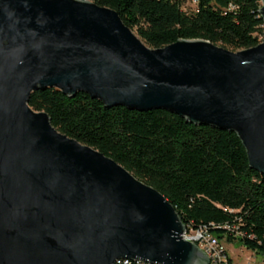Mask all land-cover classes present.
<instances>
[{
    "label": "water",
    "instance_id": "1",
    "mask_svg": "<svg viewBox=\"0 0 264 264\" xmlns=\"http://www.w3.org/2000/svg\"><path fill=\"white\" fill-rule=\"evenodd\" d=\"M47 87L232 130L264 174V37L152 48L90 0H0V264H209L160 191L28 105Z\"/></svg>",
    "mask_w": 264,
    "mask_h": 264
},
{
    "label": "trees",
    "instance_id": "2",
    "mask_svg": "<svg viewBox=\"0 0 264 264\" xmlns=\"http://www.w3.org/2000/svg\"><path fill=\"white\" fill-rule=\"evenodd\" d=\"M90 1L114 9L152 48L206 39L237 51L264 37L260 0ZM28 105L160 191L188 230L205 226L219 241L264 258V174L248 166L232 130L193 124L164 109L107 108L85 92L68 97L54 87L32 91ZM224 255L221 264H239Z\"/></svg>",
    "mask_w": 264,
    "mask_h": 264
},
{
    "label": "built area",
    "instance_id": "3",
    "mask_svg": "<svg viewBox=\"0 0 264 264\" xmlns=\"http://www.w3.org/2000/svg\"><path fill=\"white\" fill-rule=\"evenodd\" d=\"M196 3V0H192ZM186 240L195 241L197 246L208 256L209 264H221L225 259L224 247L220 241L207 230L205 226H200L195 230H188L183 234ZM113 264H156L140 259L119 258Z\"/></svg>",
    "mask_w": 264,
    "mask_h": 264
},
{
    "label": "rangeland",
    "instance_id": "4",
    "mask_svg": "<svg viewBox=\"0 0 264 264\" xmlns=\"http://www.w3.org/2000/svg\"><path fill=\"white\" fill-rule=\"evenodd\" d=\"M187 7H191L186 2ZM135 34V28L131 29ZM220 244L224 247L226 254L233 260V262L239 264H264V258L261 255L253 253L236 242H227L225 239L220 240Z\"/></svg>",
    "mask_w": 264,
    "mask_h": 264
}]
</instances>
